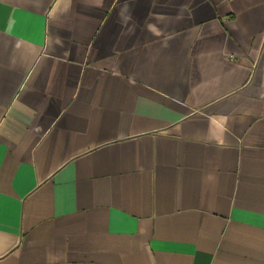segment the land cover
<instances>
[{
	"label": "crops",
	"instance_id": "1",
	"mask_svg": "<svg viewBox=\"0 0 264 264\" xmlns=\"http://www.w3.org/2000/svg\"><path fill=\"white\" fill-rule=\"evenodd\" d=\"M0 264H264V0H0Z\"/></svg>",
	"mask_w": 264,
	"mask_h": 264
}]
</instances>
